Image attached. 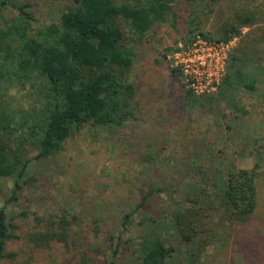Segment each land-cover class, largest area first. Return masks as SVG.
<instances>
[{"label": "rangeland", "instance_id": "374dc122", "mask_svg": "<svg viewBox=\"0 0 264 264\" xmlns=\"http://www.w3.org/2000/svg\"><path fill=\"white\" fill-rule=\"evenodd\" d=\"M18 1L31 4L33 29L55 21L70 4L69 0ZM211 2L176 0L175 23L170 17L155 24L135 46L129 78L136 86L137 103L123 126L113 130L87 126L67 138L62 150L43 159L35 158L36 150L25 148L29 175L17 199L10 200L13 179L0 177V206L6 207L12 222L7 248L15 252L13 258L7 257L0 264H111L113 259L115 264H138L135 241L142 231L137 223L141 215L132 218L126 231L122 220L151 185L164 191L152 197L145 210L150 208L149 214L164 216L186 183H202L206 170L219 175L231 166L253 167L256 150L264 151V92L240 94L246 113L237 114L223 106L227 115L218 126L212 115L185 102L183 75L177 76L172 70L179 69L173 59L175 52L192 46L199 38L215 41L199 35L186 42L191 20L202 30L213 31L243 5L250 6L258 20L243 27L242 34L227 43L225 52L228 57L236 46L250 47L264 60V0ZM15 13L6 10L4 16L8 19ZM170 47L173 50L167 52ZM6 82L0 86V105L10 108L14 121L25 127L24 120H31L42 105L40 88L16 82L5 90ZM21 134L18 130L11 135L13 149ZM147 153L153 154L152 162L145 161ZM259 171V203L264 213V161ZM206 185L214 192L210 182ZM61 217L71 221L66 238L46 240L44 233L56 230ZM123 230V243L114 258L112 250ZM31 232L39 239H30ZM165 242L180 245L173 228ZM232 246L213 244L203 259L207 264H230L232 259L244 264Z\"/></svg>", "mask_w": 264, "mask_h": 264}, {"label": "trees", "instance_id": "16d2710c", "mask_svg": "<svg viewBox=\"0 0 264 264\" xmlns=\"http://www.w3.org/2000/svg\"><path fill=\"white\" fill-rule=\"evenodd\" d=\"M69 1L55 21L33 29L35 17L30 3L0 0V86L3 81H7L5 90L16 82L23 86L34 84L40 88L42 104L31 120H24L25 127L14 121L10 108L0 105V177L14 181L10 200L17 199V192L28 181L25 148L36 150V159L47 158L87 126L113 130L130 119L137 103L136 86L129 78L135 46L155 24L167 22L170 17L175 23L176 0ZM218 1L212 0L211 4ZM6 10L16 13L7 19ZM257 20L254 10L243 5L213 31H204L191 20L184 40L190 42L200 35L228 43L242 34L243 27ZM170 50L173 48L167 52ZM172 70L181 75L179 69ZM262 84L263 58L250 47L236 46L228 54L216 90L196 93L187 88L184 100L212 115L220 126L227 115L221 108L246 113L240 94L264 92ZM18 130L22 134L13 149L10 137ZM144 157L146 162L153 161L152 153ZM255 157L251 168L231 166L219 175L206 170L202 183H186V189L164 216L149 214L150 208L145 210L149 200L164 191L151 185L122 220L126 231L132 218L137 213L141 215L137 223L142 231L135 241L137 263L207 264L203 258L208 247L219 243L221 248L233 245L232 252L242 255L244 264H264V213L259 203V169L264 151L256 150ZM208 182L214 192L208 190ZM70 222L61 217L56 230L44 233L46 240L65 239ZM11 226L6 207L0 206V263L15 256L7 248ZM170 228L180 245L166 244ZM123 232L117 235L114 258L123 243ZM29 238L37 240L39 235L31 232ZM115 263L113 259L111 264ZM230 264L238 263L232 259Z\"/></svg>", "mask_w": 264, "mask_h": 264}, {"label": "built area", "instance_id": "2783aa9c", "mask_svg": "<svg viewBox=\"0 0 264 264\" xmlns=\"http://www.w3.org/2000/svg\"><path fill=\"white\" fill-rule=\"evenodd\" d=\"M226 47L227 43L199 38L192 46L174 53L175 65L181 71L187 88L196 93L216 90L225 72Z\"/></svg>", "mask_w": 264, "mask_h": 264}]
</instances>
